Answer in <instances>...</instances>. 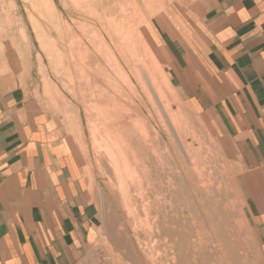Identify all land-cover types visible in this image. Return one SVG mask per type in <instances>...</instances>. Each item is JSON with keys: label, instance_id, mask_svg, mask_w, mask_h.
Returning <instances> with one entry per match:
<instances>
[{"label": "crops", "instance_id": "crops-1", "mask_svg": "<svg viewBox=\"0 0 264 264\" xmlns=\"http://www.w3.org/2000/svg\"><path fill=\"white\" fill-rule=\"evenodd\" d=\"M150 1L148 45L179 99L239 153L264 257V0ZM29 93L0 91V264H103V222L74 147Z\"/></svg>", "mask_w": 264, "mask_h": 264}, {"label": "rangeland", "instance_id": "rangeland-1", "mask_svg": "<svg viewBox=\"0 0 264 264\" xmlns=\"http://www.w3.org/2000/svg\"><path fill=\"white\" fill-rule=\"evenodd\" d=\"M52 1L55 5V11L51 15L45 0H0V91L27 88L31 100L35 99L40 103L41 108L54 114L56 120L59 121L64 134L74 147L82 166L83 176L88 183V193L91 201L99 210L103 222V233L98 243L103 255V264H264L259 235L253 225L248 222L244 210L245 169L242 167L239 153L234 150L229 139L224 136L218 124L209 114L197 111L189 103L180 104L175 101L173 95V91L176 92L175 88H170V96L173 95L171 96L173 98L171 100L165 98L164 100L166 107L170 105L168 109L172 114V118L164 115L161 105L158 104L156 91L159 88L161 89L164 84L163 89L159 91H166L165 88L168 89L170 83L172 84L171 72L168 71V74L164 66H162L164 69L161 67L163 71L160 67L152 65L151 56L148 53L145 55L144 51L146 49L142 48L144 49L142 51L141 47L137 49L134 56L137 57L136 61L140 70L138 72L143 82L145 81L144 84L148 88L153 102H155L153 109L145 97V102L152 110L153 123L157 122L156 126L158 125L157 127L161 129L165 144L168 145L172 153L176 155L179 152L183 156L182 144L178 142L175 135V131L179 130L178 127H175L176 121L182 124L180 130L182 132L187 130L186 132L189 134L181 135L183 141H185L184 145L190 147L193 152L200 151L201 160L198 163L200 164L198 170H201L204 167L203 165H207L206 170L212 177L213 193L212 197L208 200H202V202H198L197 195L194 196L196 207L193 211H189V206L193 207L190 204L193 201L191 196L194 192L192 184H194V179L195 182L197 181V175L190 170L195 169L192 163L194 159L191 162L189 158L185 157L184 161L187 166L184 167V173L181 177L177 176V171L174 169L175 166L171 160H169V163L168 161L164 162V180H161L163 181L161 184L167 188V191L165 197L160 198L163 206H156L154 214L152 212L148 214L147 219L143 213L135 211L123 201L117 182L114 178V180L111 179V175L107 174L102 166L103 164L100 163V157L96 150L99 144L95 143L93 139L89 116L84 106L86 99L80 94V90L83 91V89L79 90V87H76V96H73L67 90V76L63 77V75L65 76L63 70L57 68L59 67L57 61L59 59L57 58L60 56L68 58L69 55L67 52L64 55L60 52V55L53 43L56 34L61 31L64 33L61 34V37L63 35V38L67 40L66 46L70 45L69 37L71 36L69 35L71 31L72 36L80 35V37L86 31L87 34L90 32L101 33V38L109 41L106 32L109 29H112L113 32L116 27L120 31L123 29L122 25L125 26L130 18L126 15L129 12L128 7L131 6V2L135 3V1L106 0L107 2H104L103 5L96 7L100 17L99 20L92 15L89 16L88 11H84L83 6H87L88 3H86V0ZM59 21L61 22L60 27L63 26L61 31H58L54 25L55 22ZM131 25H134V22ZM68 27L70 31L67 33ZM93 34L90 33L89 35L92 36ZM63 48L66 49V47ZM142 58L144 59L143 62L141 61ZM121 64L123 65V62ZM144 65L147 68H156L155 71L153 70L155 74H151L153 77L151 80L146 77L147 72L144 71ZM87 68H89V71L95 72L94 66L88 65ZM111 74L112 71L107 73V75ZM180 105L182 111L179 108ZM163 125L167 131H164ZM166 132L169 133L168 136ZM159 146L161 149L158 148ZM154 147L160 154H164V145L161 140L155 142ZM179 180L182 183L178 182ZM159 182L157 181L156 184ZM109 184H112L111 188H114H109ZM114 189L117 190L115 194ZM112 191L113 194H111ZM118 196L119 199H117ZM150 200L154 201L153 198ZM150 200L149 198L145 199L140 204L144 206ZM180 200L184 202L181 203ZM169 204L174 205L169 206ZM176 205L179 206L177 209ZM180 206L183 210L180 209ZM179 210L181 211L179 212ZM170 214H173V216H170ZM155 215L158 216L159 220H162V223L155 225L156 227L151 225ZM186 216L187 218H185Z\"/></svg>", "mask_w": 264, "mask_h": 264}, {"label": "bare ground", "instance_id": "bare-ground-1", "mask_svg": "<svg viewBox=\"0 0 264 264\" xmlns=\"http://www.w3.org/2000/svg\"><path fill=\"white\" fill-rule=\"evenodd\" d=\"M45 1L47 4V7L49 8V9L48 8L47 9L50 11V14L54 13L55 5H54L53 1L52 0H45ZM133 1H135V3L131 2V6L128 7L129 12L126 13V15L128 17H130L129 20H127L128 23H126L125 26L121 24L123 26V29L121 30L122 32L120 30H118L119 29L118 27H116V29H114L113 32H112V29L111 30L109 29L106 32L109 41H106L104 38H101V35H100L101 33L96 34L95 32H90V33H94L92 36H90L89 35L90 33L87 34V31L86 32L83 31L84 34L82 35V37H80V35L79 36H72L73 34L71 35V32H72L71 31L70 35L68 34L69 36H71V37H69L70 45L66 46L67 40H66V38L65 39L63 38V35L61 37V34L63 33L61 31V29L63 26L60 27L61 22L59 21L60 23L55 22L56 24H54V25L56 26L57 30L61 31V32L56 34L57 36L55 37V41H54V43L52 41V43L54 46L56 45L55 48H56V51L58 53L61 52L64 55L65 52H67V54L69 55L68 58H66L64 56H63V58L61 56L59 58H57V59H59V60H57L59 62V67H57V68L58 69L60 68L61 70H63V73L65 74V76L63 75V77L67 76V84H66L67 90L70 93H72L73 96H76V87H79V90L81 88L83 89V91L80 90V94L82 95V97H84L86 99L84 106L86 107V111H87L86 113L89 116V125L91 127L90 130H91L93 139H94L95 143L99 144L96 147L97 149L96 148L95 149L97 150L98 156L100 157V159H99L101 161L100 163L103 164L102 166L104 167V170L107 172V174L109 173V175H111V179L114 178L115 181L117 182L116 184H118V186H119V189L121 192V198L123 199V201L127 205H129L131 208L135 209V211L137 210V211L143 213V215L147 219L148 214H150L151 212L154 214V210L156 209L155 208L156 206L157 207L163 206L161 199L165 197V194L167 191V188H165L161 184V182H163L161 180L164 177L163 167H164L165 161H168V163H169V160H171L175 166L174 169H176V171H177V173H176L177 176L181 177L184 173V170H183L184 167L187 166L186 162L184 161V158L185 157L189 158L191 160V162H192V159H194V161L192 163L194 164L195 169H190V170H192V173L197 175V179H196L197 181L195 182V179H194V184H192L194 192L192 193V196H191L193 201H191L190 204H192L193 207H191V205H190L189 211L190 210L193 211L196 207V205H195L196 202L193 199L194 196L197 195L196 197L198 198V202L199 201L202 202V200H208L210 197H212L213 185H212V181H211L212 177H211L210 173H208L206 170L207 165H203L204 167H202V165H201V167H202L201 170L200 169L198 170V165H200L198 163H199V160H201V156L199 154L200 151L196 150V152H193L190 150V147H186L185 146L186 144L184 145L185 141H183V138L181 137V135L182 134H188V132H186L187 130L184 132H182V130H180L181 129L180 127H182V124L180 122L176 121L175 127H178L179 130L175 131V135H176L178 142L182 144L183 156L180 155L179 152H177L176 155L172 153V151L169 149L168 145L165 144L164 137H163L164 135L162 134L161 129L159 127H157L158 125L156 126L157 122L153 123L152 110H151L150 106L145 102V97H146V101H148V103L150 105H152L153 109H154V103L155 102H153V99L151 98V94L148 92V88L144 84L145 81L143 82V79H142L140 73L138 72L140 70L138 67V63L136 61L137 57H135L134 55L137 53V49L141 47V49L144 48L147 50V52H145L146 50L144 51L145 55L148 53L151 56V60L153 61V63H151L152 65L154 64V65H156V67L158 66V68L159 67L161 68L164 65L152 53V51L150 49V45H148V41L145 37L146 30H147L146 29V23H147V20L149 18L148 17L149 13H148V11H146L147 9H149V7H147L148 5H146V4H147V1H149V3L151 1L150 0H133ZM104 2H107V1L106 0H86L87 6H85L83 4L84 5L83 9H84V11L89 12V16L92 15L95 18H98V20H99L100 17H99V13L97 12L96 7H98L101 4L103 5ZM65 5H66V3H65ZM155 8H157V7H155ZM85 13L87 14V12H85ZM123 13H125V12H123ZM126 15L124 14L125 17H126ZM58 17H59V15H58ZM55 21H57V20H55ZM62 21H63V19H62ZM133 22H134V25H131V23H133ZM65 27L66 26L64 23V28ZM92 28H94V27H92ZM112 28H113V26H112ZM95 29H97V28H95ZM101 29H103V28H101ZM68 31H70V28L67 30V33H68ZM90 31H92V30H90ZM93 31H94V29H93ZM81 34H82V32H81ZM63 47H66L67 50L64 49ZM144 49H142V51ZM61 53H60V55H61ZM84 54H86V56H84ZM57 57H58V55H57ZM147 58H148V56H147ZM143 60L144 59L142 58L141 61L143 62ZM58 62H55V63H58ZM121 62H123V65L121 64ZM138 62H140V61H138ZM88 65L94 66L95 72L89 71V68H87ZM57 66H58V64H57ZM144 67H145V65H144ZM142 69H144V68H142ZM151 69H152L151 67H149V68L145 67V69H144V71L147 72L146 77L150 80H151V78H153L151 76V74L152 73L155 74V72H153V70L155 71L156 68H153L152 70ZM166 70H167V72L169 71L167 67H166ZM109 71H112L111 75H107V73ZM159 73H161V72H159ZM168 74H169V72H168ZM161 75L163 77V74H161ZM179 78H181V77H179ZM94 79H95V81H94ZM170 79L172 80V84L170 83L168 89L165 88L166 91L163 90L162 92H160L161 89H163V87L165 86V84H164V86L162 85L163 87H161V89L159 88L160 91L158 90L156 92L158 95V102H159L158 104L161 105L160 107H162L164 115L165 116L168 115L169 117L172 118V116H171L172 114L170 113V110L168 109V107L170 105L168 107H166L167 105L164 104L165 98H169L171 100L173 98V97L171 98V96L174 95L175 101H177L180 104L181 103L183 104V102L179 99L178 94L175 91H173V95L170 96V93H171L170 88L171 87L173 89L175 88V82H174L172 76L170 77ZM152 80H154V79H152ZM155 84H157V83H155ZM166 84H167V82H166ZM153 86H154V83H153ZM167 90H169V91H167ZM159 92L161 93V95L159 94ZM179 108H180V110L182 109L181 105L179 106ZM188 117H189V115H188ZM160 119L162 120V118H160ZM162 128L164 129V131H167V129L164 125ZM81 129H82V125H81ZM166 133L168 136L169 133L168 132H166ZM192 138H194V137H192ZM160 140L163 142V145H164V150H163V151H165L164 154H160L159 151H157L154 147V143L159 142ZM195 141H196V139L194 140V142ZM156 144L158 145V143H156ZM181 144H180V146H181ZM180 146H179V148L181 149ZM158 148H160V146ZM194 149H192V150H194ZM165 158H166V160H165ZM189 159H188V161H189ZM167 180H169V179H167ZM157 181H160V182L158 184H156ZM178 182L182 183V181H180V180ZM192 183H193V181H192ZM111 185L109 188H111ZM115 186H117V185H115ZM177 186H179V185H177ZM107 188H108V186H107ZM112 188H114V187H112ZM171 188H173V187H171ZM168 190H170V189H168ZM113 191H115V189ZM113 191L111 194H113ZM116 191L114 192V194L116 193ZM115 196H114V198H115ZM119 198L120 197L118 196L117 199H119ZM148 198H149V200L151 198H153L154 201L150 200L148 204H145V205L143 204L144 206H142L141 204L144 202L145 199H148ZM166 199H167V197H166ZM178 201H179V199H178ZM182 202H184V201H181V203ZM172 203H173V201H172ZM181 203H179V204H181ZM170 205L171 204H169V206ZM173 205H171V206H173ZM129 206H127V207L130 209ZM121 207H122V205H121ZM177 207H179V206L176 205V209H177ZM180 209H182V207ZM171 210H173V209H171ZM160 211H162V209H160ZM180 211L181 210H179V212ZM175 214H177V213H175ZM138 215H139V213H138ZM171 215L173 216V214H170V216ZM184 215H186V214H184ZM124 216H126V215H124ZM133 217H134V215H133ZM130 218H131V216H130ZM185 218H187V216ZM143 222H144V220H143ZM160 223H162V220L161 219L159 220L158 216L155 215L154 219H152L151 225L155 226V225H159ZM134 226H136V225H134ZM140 226H142V225H140ZM143 227H145V226H143ZM172 227H174V226H172ZM156 232H159V231H156ZM150 233H151V231H150ZM138 234H139V232H138ZM141 236H143V235H141ZM128 242H130V241H128ZM155 243H156V240H155ZM128 244L130 245V243H128ZM145 244H147V243H145ZM128 254H129V252H128ZM173 262H174V259H173ZM190 263H193V262H190Z\"/></svg>", "mask_w": 264, "mask_h": 264}]
</instances>
